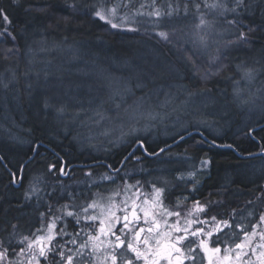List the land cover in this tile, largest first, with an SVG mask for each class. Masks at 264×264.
<instances>
[{
  "label": "snow or ice",
  "instance_id": "obj_1",
  "mask_svg": "<svg viewBox=\"0 0 264 264\" xmlns=\"http://www.w3.org/2000/svg\"><path fill=\"white\" fill-rule=\"evenodd\" d=\"M13 3L18 5L20 0H13ZM67 7L73 13L85 12L117 33H139L142 26L145 32L150 29L159 41L177 50L182 49L185 63L190 65L194 76L200 75L201 67L192 55L212 49L217 55L209 57V67L200 76L205 81L227 67L220 55L221 46L238 48L250 45L254 42L257 28L264 31V25L253 26L244 22L252 7L250 0H92L84 5L79 4V0H73ZM39 10L44 11L43 8ZM189 18L191 23L186 25L187 30L170 25L174 19ZM0 21L3 22L0 41L5 37L13 41V46L3 52L2 58L8 60L18 55L19 48L15 45L12 21L2 6ZM222 26H226L223 31L220 30ZM225 32L234 39L223 40ZM189 52L192 55H187ZM262 69L264 64L261 69L247 62L235 65L240 78L233 80L232 95L241 105L256 104L255 97L246 94L243 85L255 80ZM107 80V98L90 103L87 109L72 112V122L86 128L89 133L95 128L102 129L100 135L108 137L109 143L116 145L129 143V138L134 137L131 143L143 148L144 141L139 133L147 132L157 121L163 123L170 118L169 106L172 111H177L174 97L164 94V100L152 106L151 96L136 97L133 89L123 80L112 77ZM0 86L8 88L9 85L0 82ZM144 86L143 81L138 79L135 87ZM209 91L203 89L200 94ZM193 95L188 91L183 104L186 105ZM129 96L133 97L131 103L128 102ZM44 107L55 106L45 101ZM55 111L60 117L67 115L63 105L55 107ZM199 123L207 126L205 121ZM261 132H264V125H248L241 134L256 140ZM85 139L91 141L92 136L88 135ZM181 139L184 137L181 136ZM202 143L205 141H197V144ZM41 146V142L33 143V156L41 155ZM210 146L235 150L233 144H217L215 139ZM144 150L147 151L146 148ZM164 151L160 149V152ZM56 156V163L47 164V172L69 175L73 166L59 153ZM248 156L264 159V142L259 143L258 152H249ZM32 159L30 156L29 160ZM0 163L7 168L3 155H0ZM211 163L208 158L202 159L198 168L193 166L186 174L178 175L176 180L185 185L191 184L188 193L194 194L201 184L198 174L202 176ZM84 167H89L85 172L86 183L92 187L106 181L114 183L112 173L120 171L106 164L104 167L110 171L100 173L97 178L91 166ZM8 171L11 183L24 179V164L17 171L10 168ZM121 179L124 180L123 186L107 195L101 192H92L91 195L68 192L64 203L53 205L48 202L46 212L40 213V227L28 235L20 233L16 224H11V230L0 236V264H264V212L246 227L235 223V209L227 217L212 214L211 209L221 203L219 200L201 201L193 197L189 201V195L183 194L173 199L172 185L164 178L150 183L147 192L140 181L131 184L125 178ZM44 183V174L34 175L25 199L33 196L39 199ZM256 199L264 202V186H260Z\"/></svg>",
  "mask_w": 264,
  "mask_h": 264
},
{
  "label": "trees",
  "instance_id": "obj_2",
  "mask_svg": "<svg viewBox=\"0 0 264 264\" xmlns=\"http://www.w3.org/2000/svg\"><path fill=\"white\" fill-rule=\"evenodd\" d=\"M69 3V0H20V3L17 5L13 3V0H0V6L6 9L14 26L15 31L13 34L16 36L15 45L19 48L18 55L4 60L2 58L3 52L8 47L13 46V41L7 37L0 41V76L2 70L7 69L8 65L13 63L19 66V72L22 71L19 79L17 77L16 81L22 86L27 85V82H32L29 77V79L27 78L30 67L28 65L29 61H25L24 56L28 54L27 48L29 46L33 49L36 45L46 42L48 45H52V48H54V46L62 48V45H65L67 48L76 46L77 50L80 49V51L83 52L87 51V47H90L88 50H91L100 57V64L108 68L109 63L107 61L109 60L113 66H116L113 68L110 67L111 71L110 69L107 70L108 74L112 75L113 72L114 77L119 79L122 78V80L133 89L135 95L143 93V91L147 92L151 87H154L156 91L159 87L169 88L168 84L173 80L176 82L182 81V85L187 84L190 87L194 86L192 83L195 81L190 80L193 79L192 74L191 76L187 75V71L185 72L186 68L181 70L178 65H176L177 71H179L178 73L181 74V76L174 78L164 74L163 71H161L160 76H158L157 72L147 69L142 64L143 60L141 59L142 50L145 48L143 44L144 36H142L141 33H117L116 30H111L107 25L94 20L91 16H66L68 12L72 11L67 7ZM250 3L252 7L249 13L246 14L244 22L246 24H252L253 26L264 25V0H250ZM40 8H43L44 11H40ZM230 18L231 17H229V19ZM25 25L27 27H25ZM0 27H3L2 21H0ZM224 27L226 26H222L221 29L224 30ZM250 45V53H252L251 58L258 56L261 62H263L261 64H264V31L257 28L254 34V42ZM64 49L66 48H63V50ZM165 49L166 48H163L162 51L165 53L168 52ZM104 50L107 52L110 51L108 52L109 54L105 53L103 55ZM119 50L120 52L126 50L125 52H130V54L137 53L139 56L138 58H134V55L129 58L128 56L124 58L122 55L119 57L116 55L119 53ZM242 51L243 50H240V52ZM52 52L53 53L49 54L47 58H45L43 53H39L43 61L47 60L46 62H48L45 64L48 69L43 71L45 75L49 73V76L53 73L55 68H58V66L60 67V61L63 59V52H56L53 50ZM240 52L239 55L243 57L244 52ZM188 55L191 54L188 53ZM75 56L76 54H73V57ZM28 58L29 60L31 59L29 55ZM114 58L120 61L116 60L112 62L111 59ZM244 58L245 57L242 58V62ZM192 59L198 65V61L193 57ZM15 60L17 61L16 63H14ZM104 60H106V63ZM242 62L237 60L235 65L241 64ZM62 67L68 68V65L66 64V66L63 65ZM14 68L18 70L17 66ZM69 68H71V65H69ZM138 68L145 72L139 74ZM40 70H42V66ZM134 70L135 72L132 73ZM19 72H14L15 77ZM223 72L221 76H211L206 81H200L199 78H197L198 84H201L199 87L201 89L213 91L217 79L226 75L235 74L234 66H228ZM162 75L166 76L163 77ZM258 75L259 77L256 78H258V81L262 82L261 84H264V75H260L259 73ZM138 79L143 81L145 85L143 88L138 89L135 87ZM102 80H96V83H98L96 85L100 88L104 87V83L106 87L107 81ZM0 82H7L10 84L11 76L8 74L7 78H1ZM55 85L57 84L55 83ZM226 85L229 86V84ZM58 89L60 90V87H58ZM104 89L106 91L108 90L107 87ZM219 90H221L220 92L222 93L223 90L227 91V87L220 86ZM3 95L4 93L0 86V124H4L9 130H14L15 135L18 134L20 138L26 139L30 143L28 148L22 153V151L13 149L16 143L10 141L12 144L8 142L4 144V142L1 141L3 139H0V155H3L7 162V168L4 164L0 163V236H5L6 232L11 230V224H16L19 232L24 235H28L30 231L40 225L37 212L35 213L34 211L35 206L30 200L25 199V192H23L22 187L18 188L16 185L18 182L15 184L11 183L12 177L8 169L10 168L12 171H17V169L24 164L23 182L28 178H32L35 174H44V176H46L48 174L47 164L52 161L56 163L58 160L56 153H59V156L63 157V159L71 165L96 163L94 164L96 166L93 174L94 177L97 178L100 173L110 171L107 167H104V165L110 164L113 169H120L119 172H115V174L112 173L114 178H130L134 174L136 177L131 178V181H137V179L142 178L139 181L143 182L142 184L144 187L148 182L147 179L151 176V170H155L159 166L162 167L163 170L168 169L171 171L173 176L175 173L174 178H176L181 170L183 171L181 173H186L188 169L181 167L176 170L170 167L169 164H172L175 160H185L187 165L198 168L199 161L208 158L212 163L202 176L198 174L201 184L198 191L194 194L189 195L188 193L191 184L184 185L183 183L184 186L182 189H179L174 185V181H170L172 178H164L174 187L171 189V197L173 199L183 194L189 195V201L193 197L201 201L205 199L219 200L221 203L211 209L212 214L227 217L232 210L235 209V223L243 224L246 227L251 222H254L261 212H264V202L256 199V196L259 195L260 186H264V171L257 175L258 168L264 169V159L248 156L249 152L259 151V143L264 142V140H261V138L264 137V132L259 133L256 140L245 138L241 134L242 132L237 135L234 130L223 132V128L228 129L225 127V120L223 119V122L220 121V124L215 126L218 131H222L221 135L217 133L212 134L205 129H196L197 131L199 130L196 134H191L193 130H190L188 132H183L171 140L156 138L153 141H148L146 138H142L144 146L147 149V155L140 146L131 142L122 145L118 149L111 150L106 158L102 155L96 156L88 152V150L82 155V152H78L75 146L72 145L73 147L68 148L65 145L68 143V139L66 138L65 140V138L62 137V131L53 129L50 123L45 121L46 118L42 115V98H38L39 94L30 91L22 96L23 100H21L20 104L23 115L21 112H14L12 101L6 102V108L10 110L9 116L13 118L11 122L14 124L16 123L20 130L13 129L11 122L9 120L6 122L5 120V113L8 111H4L2 107V100L4 102V99H2V97H4ZM26 95L27 97L25 98ZM55 95L61 99L56 105H68L71 112H74L71 106H75L77 104L76 102L81 101L74 93L68 95L67 93L55 90ZM141 95L143 96L146 94ZM47 96L48 95H46V97ZM214 97L217 96L211 95V99ZM217 104L222 105V102H217ZM29 107H32V109L30 108V110H28ZM75 111H78L77 107H75ZM261 124H264V122ZM22 129L27 131L30 130L31 133L29 135L26 133V136H23L24 134L21 132ZM181 136H183L184 139H181ZM213 139L216 140L217 144H233L235 150L222 147H211L210 142ZM201 140H204L205 143L197 144V141ZM35 142H41L42 146L39 151L49 148L53 150L55 154H48V156L44 158L37 156L33 157L32 145ZM4 145H6V147H4ZM161 148L165 149V151L160 152ZM130 153H132V155H130ZM149 153L155 154L150 155ZM30 156L33 157L32 160H29ZM125 157H127V159H125ZM135 157H139L140 159L137 160ZM25 161H28V163L25 164ZM194 162H198V164L195 165ZM84 170L85 169H78L76 172L72 173L76 174L78 178H86V176L83 175L85 172ZM73 171H75V169ZM74 178H76V176ZM248 201H253V203L249 204ZM52 204L57 205V203ZM249 212L252 213L251 216L248 215Z\"/></svg>",
  "mask_w": 264,
  "mask_h": 264
},
{
  "label": "rangeland",
  "instance_id": "obj_3",
  "mask_svg": "<svg viewBox=\"0 0 264 264\" xmlns=\"http://www.w3.org/2000/svg\"><path fill=\"white\" fill-rule=\"evenodd\" d=\"M191 20L190 18L185 20V19H174L173 21L170 22L171 26H175L177 28H184L187 30L186 25L190 24ZM221 31L223 29L220 28ZM141 33L142 36H144V41L143 44L145 48L142 50V56L141 59L143 60L142 64L149 70L157 72L158 76H160V72L163 71L164 74L169 75L170 77H178L181 76L177 71L176 65L180 67V69H185V72L187 71V75L191 76V71H190V65H187L184 60V53L181 50H177L176 48H173L172 45H167L162 41H159L158 38H156L154 35L151 34V31L149 29L148 32L144 31V26L141 27ZM228 39H234L233 36H231L229 33L225 32L223 36V40H228ZM152 40V42H151ZM42 42V41H41ZM161 44V45H160ZM87 46V45H86ZM63 48H66L63 50ZM87 47V51L83 52L80 51V49L77 50L76 46L73 47H65V45H62L61 47H55L52 48V45H48L46 42H42L40 45H36L33 49L29 46L27 48L28 54L27 57L26 55L24 56L25 61H29V73L27 74V78L29 77L32 82H27V85H20L16 79L20 77L19 72V66L16 64H9L8 68L5 70H2L0 80L1 78L6 79L7 75L9 74L11 76V83H8V88H3L2 90L4 93V102L2 100V107L4 111H8L5 113V120L6 122L9 120H13L11 116H9L10 110H7L6 108V102H11L13 104V110L16 113L21 112L23 115V112L21 111V100L22 96L25 95V93H28L30 91L35 92L36 94H39L38 98H42L41 106H42V115L46 118L45 121L49 122L50 125L52 126L53 129L55 130H60L62 131V137L68 139V142L71 144H76L78 152H82V155L85 154L86 150H93L96 156L102 155L106 158V156L111 152L113 149H118L122 145L125 144H112L109 143V138L105 137L103 135H100V132L102 129L95 128L91 133L88 132L86 128H82L78 123L72 122L70 116H71V110L66 105L67 109V115L65 117H60L57 112L55 111V107H59V105H56L57 102H60L61 99L58 98L55 95V90L59 92H64L70 95L71 93H74L75 96H78L77 98H80L81 101L76 102L77 104L75 106H71L75 112V107L78 108V111L81 108L87 109L90 105V103H96L98 102L101 98H107V93L108 90L106 91L104 87L100 88L96 84V80H107V78L114 77V74L112 72V75H109L107 70L116 66H113L109 60L107 61L108 63V68L104 66L103 64H100L101 61H99L100 57L97 54H94L91 50L89 51ZM163 48H166L168 52L162 51ZM251 45H242L241 48H224L221 46V58L223 60V63L228 66L233 65L235 69V63L236 61H241L242 58H244L243 62H247L249 65H255L257 69H261V60L257 56L255 58H251L252 53H250ZM31 50V51H30ZM53 51L56 52H63V59L60 61V67L55 68L53 73L49 76V73L46 75L44 74L43 70H47L48 67L45 66L48 62L43 61L39 53H43L45 58L48 57L49 54L53 53ZM240 50H243L240 52ZM126 51V50H125ZM122 51L117 53L116 55L121 57L122 55L124 58L128 56V58L132 55H134V58L139 56V54H130V52H125ZM110 52V51H108ZM107 51L104 50L103 55L109 54ZM240 53H243V57L239 55ZM45 53V54H44ZM66 54V55H65ZM73 54H76L75 57H73ZM144 54V55H143ZM189 54L192 55V53L189 52ZM251 54V55H250ZM31 58L29 60L28 58ZM170 55V56H169ZM188 55V53H187ZM217 55L215 51L212 49H209L205 52L198 53L196 55H192V57L198 61V65L201 67V73L198 76H194L192 74V78L190 80H194L195 82L192 83L194 86L190 87L187 84L182 85V81H178L176 83H171V85H175L173 87H159L157 88V91L155 90L154 87L149 88L150 90L143 91V93L136 94V97L142 96L141 94H146L152 97L151 100V105L155 106L158 104L160 101H163L165 98L164 94H171L174 97V103L175 107L177 108V111H172V107L169 106L167 111L171 114L170 118L165 119L163 123L157 121L155 122L154 126L150 128L147 132H140L139 135L141 138H146L148 141H153L156 138H161V139H173L177 137L178 135L182 134L183 132H188L190 130H196V129H205L210 133L214 134H222L223 132L229 131V130H234L236 134H240L242 130H246L248 125H259L263 123L264 121V84H261L262 82L258 81V78H255L250 84L243 85L245 88V93L248 95H251L255 97L256 99V104L254 106L252 105H241L238 101H236L232 95L233 91V80H238L240 77L237 74L235 70L234 75H226L224 77H221L217 79V83L214 84L213 91H209L205 94H200L201 89L199 86L201 84H198L199 82L197 81V78H199L200 81L202 79L200 76L203 75L204 71L209 67V57ZM250 56V57H249ZM104 58L107 60V58L104 56ZM39 62H37V61ZM106 60L105 63H106ZM112 62L120 61L119 59H111ZM256 61H260V64H256ZM17 61L15 60L14 63ZM66 64L68 65V68H63L62 66ZM231 64V65H230ZM69 65H71V68H69ZM238 65V64H236ZM15 66L18 67L14 68ZM36 66V67H35ZM42 66V70H40V67ZM44 67V68H43ZM57 67V66H56ZM226 67V68H227ZM14 68V70H13ZM28 68V67H27ZM225 68V69H226ZM139 69V74L145 72L144 70ZM214 70V69H213ZM19 72L15 78H13V73L14 72ZM111 71V69H110ZM224 71V70H223ZM221 71L219 72L218 75L221 76L224 72ZM132 71V73H134ZM15 74V73H14ZM260 75H264V69L259 71ZM166 75H162L165 77ZM213 77L216 75H212ZM256 77H259L257 75ZM26 78V80H27ZM28 78V79H29ZM169 78V77H168ZM119 79V78H116ZM184 79V78H183ZM102 80V81H104ZM119 80H122L119 79ZM174 81V80H173ZM205 81V80H203ZM58 82V83H57ZM4 83V82H3ZM7 83V82H6ZM55 83L57 85H55ZM184 83V82H183ZM103 84V83H102ZM226 84H229L227 86ZM227 87V91L223 90L222 93L219 90V87ZM60 87V90L58 89ZM155 90V91H154ZM188 91H191L194 93V95L189 99L188 103L186 105L183 104V101L186 98V94ZM220 92V93H217ZM46 95H48L46 97ZM211 95L217 96L211 99ZM27 95L25 96V98ZM220 97V99H219ZM69 98V97H68ZM133 100V97L129 96L128 97V102L131 103ZM213 100V102H212ZM47 101L50 105L55 106V107H49L45 108L44 103ZM217 102H222V105L217 104ZM28 104V103H27ZM5 105V106H4ZM29 105V104H28ZM32 109V107H29L28 110ZM218 109V110H216ZM237 111V113L235 112ZM238 112H242V115L238 114ZM114 114V113H113ZM213 115H220V116H214ZM235 115V116H234ZM210 117V118H209ZM240 118V119H239ZM225 121H224V120ZM199 121H205L207 126H205L204 123H199ZM220 121H224L225 127L228 129L223 128L222 131H218L215 126L220 124ZM227 122V123H226ZM19 123V122H18ZM12 128L18 129V126L16 123H12ZM14 130H9L4 124H0V139L4 144H9L13 142L16 143V146L13 149L22 151L26 150L29 145V141L23 138H20L18 134H14ZM23 136H26V133L29 135L31 132L30 130H21ZM65 132V133H64ZM91 135L92 139L91 141L85 139L86 136ZM134 139V137L129 138V143L131 140ZM128 144V143H126ZM6 147V145H4ZM99 154V155H98ZM195 165L198 164V162H194ZM170 167L173 169H180L181 167L186 168L187 172L190 171L193 167L192 165H187L185 160L181 159L179 161L175 160L172 164H169ZM161 170V171H160ZM264 169L258 168L257 175L262 173ZM182 170L179 175L182 174ZM186 172V173H187ZM150 173V172H149ZM184 173V174H186ZM36 175V174H35ZM85 176V173H83ZM151 176H149V179H147V183L145 187L143 186V190L147 192L149 190V185L150 183L158 182L160 179L159 178H172L170 181L175 182V186H177L179 189H182L183 182L177 181L176 178L171 174V171L168 169H164L162 167H158L155 170H151L150 173ZM171 176V177H170ZM178 176V175H177ZM136 175H132L130 178H135ZM87 178V177H86ZM153 178V179H151ZM32 178H28L26 181V190L25 193L29 191V182ZM128 183L134 184L136 181H130L128 178H125ZM142 179L139 178L137 179L138 181ZM109 183L106 186L111 188L113 190H117L119 187L123 186L124 180L119 182L117 178H115L116 186H111L114 185L113 182L106 181ZM141 183H143L141 181ZM18 185V183H17ZM172 187L171 189H173ZM109 194V193H107ZM106 194V195H107ZM34 197V196H33ZM29 200V199H28ZM26 201V200H25ZM36 206L35 208H37ZM35 211V210H34ZM36 213V212H35ZM38 219L40 220V213L37 212Z\"/></svg>",
  "mask_w": 264,
  "mask_h": 264
},
{
  "label": "flooded vegetation",
  "instance_id": "obj_4",
  "mask_svg": "<svg viewBox=\"0 0 264 264\" xmlns=\"http://www.w3.org/2000/svg\"><path fill=\"white\" fill-rule=\"evenodd\" d=\"M39 152L41 153V155H38L37 157H40V158L42 157L44 158L45 156H48V154L50 155L51 153L55 154L53 150L49 148H46V150L44 149L43 151H39ZM52 163L54 162L52 161ZM93 164H96V163L93 162ZM86 165L89 166V163ZM72 166L73 167H72L71 173L67 176H61L57 174L53 175L51 173H48L46 176H44L46 183L41 185V188L43 190L39 194L40 198L38 199L36 196H34L32 199L33 204L38 206L37 208H35V212H38V213L46 212L48 202L57 203V204L64 203L66 194L68 192H72L73 194H78V195H91L92 192H101L106 195L107 193H111L115 191V190L112 191L111 188L106 186L107 184L109 185L108 182L99 183L97 187L90 186L89 184L86 183L87 178H78L76 174L72 173V172H76L78 169H85L84 171L87 172L89 167H84L83 165H77V164L72 165ZM74 169L75 171H73ZM94 169H95V166L91 167L92 171H94ZM75 176L76 178H74ZM27 180H25L24 182L22 180L20 183L19 187L20 188L22 187L23 192H25L26 190ZM117 180L119 182L122 181L121 178H117ZM128 180L131 181V178H128ZM111 186H116V182H114V185H111ZM58 198H63V199L57 200ZM71 228H72V225L70 223L69 230H71Z\"/></svg>",
  "mask_w": 264,
  "mask_h": 264
},
{
  "label": "bare ground",
  "instance_id": "obj_5",
  "mask_svg": "<svg viewBox=\"0 0 264 264\" xmlns=\"http://www.w3.org/2000/svg\"><path fill=\"white\" fill-rule=\"evenodd\" d=\"M70 1V3H72L73 2V0H69ZM42 2V1H41ZM92 2V0H79V4H81V5H84V4H89V3H91ZM66 16H90V15H87V14H85V12H83V11H81V12H76V13H73L72 11H70V12H68V14L66 15ZM171 83H176V81H172V82H170L168 85H169V87H173V86H175V85H171ZM170 89V88H169ZM216 110H218V109H216ZM236 113H237V111H235ZM238 114H240V115H242V112H238ZM214 116H220V115H213V117ZM220 118H222L221 116H220ZM240 119V118H239ZM260 125H264V124H260ZM199 131V130H198ZM198 131L197 130H193V132L191 133V134H196V133H198ZM257 131H259V128L257 129ZM190 134V135H191ZM58 143V142H57ZM68 148H70V147H73V146H75V148H77V146H76V144H71V143H66L65 144ZM73 145V146H72ZM138 146V145H137ZM88 152H91V153H93L94 155H95V153H94V151L93 150H88ZM99 155V154H98ZM34 157V156H33Z\"/></svg>",
  "mask_w": 264,
  "mask_h": 264
},
{
  "label": "water",
  "instance_id": "obj_6",
  "mask_svg": "<svg viewBox=\"0 0 264 264\" xmlns=\"http://www.w3.org/2000/svg\"><path fill=\"white\" fill-rule=\"evenodd\" d=\"M143 149V148H142ZM144 150V149H143ZM145 151V150H144Z\"/></svg>",
  "mask_w": 264,
  "mask_h": 264
}]
</instances>
